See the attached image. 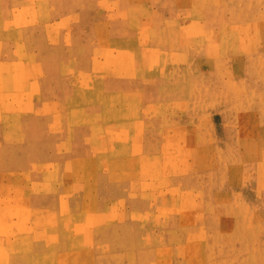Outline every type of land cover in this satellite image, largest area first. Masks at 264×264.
I'll list each match as a JSON object with an SVG mask.
<instances>
[{"label": "rangeland", "instance_id": "1", "mask_svg": "<svg viewBox=\"0 0 264 264\" xmlns=\"http://www.w3.org/2000/svg\"><path fill=\"white\" fill-rule=\"evenodd\" d=\"M0 264H264V0H0Z\"/></svg>", "mask_w": 264, "mask_h": 264}, {"label": "crops", "instance_id": "2", "mask_svg": "<svg viewBox=\"0 0 264 264\" xmlns=\"http://www.w3.org/2000/svg\"><path fill=\"white\" fill-rule=\"evenodd\" d=\"M80 154H81V155H79V156H81V157H85L86 154L88 155V152H80Z\"/></svg>", "mask_w": 264, "mask_h": 264}]
</instances>
